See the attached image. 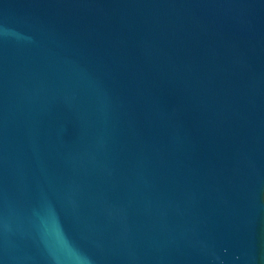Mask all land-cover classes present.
I'll return each instance as SVG.
<instances>
[{"label": "water", "instance_id": "1", "mask_svg": "<svg viewBox=\"0 0 264 264\" xmlns=\"http://www.w3.org/2000/svg\"><path fill=\"white\" fill-rule=\"evenodd\" d=\"M0 264H264V0H0Z\"/></svg>", "mask_w": 264, "mask_h": 264}]
</instances>
